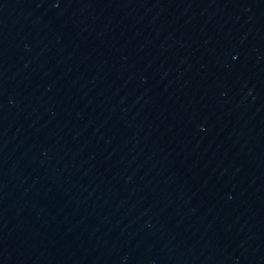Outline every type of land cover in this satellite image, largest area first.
<instances>
[{
  "label": "water",
  "instance_id": "water-1",
  "mask_svg": "<svg viewBox=\"0 0 264 264\" xmlns=\"http://www.w3.org/2000/svg\"><path fill=\"white\" fill-rule=\"evenodd\" d=\"M0 264H264V0H0Z\"/></svg>",
  "mask_w": 264,
  "mask_h": 264
}]
</instances>
